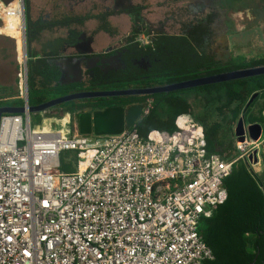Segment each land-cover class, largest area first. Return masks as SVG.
<instances>
[{"label": "built area", "instance_id": "1", "mask_svg": "<svg viewBox=\"0 0 264 264\" xmlns=\"http://www.w3.org/2000/svg\"><path fill=\"white\" fill-rule=\"evenodd\" d=\"M151 41L147 34L137 40L141 47ZM24 93V114L0 116V264L214 260L199 226L226 202L234 165L256 160L261 139L246 131L236 157L209 156L191 114L178 118L174 133L153 131L147 139L135 126L85 137L70 113L33 125ZM66 152L78 154L74 173L62 171Z\"/></svg>", "mask_w": 264, "mask_h": 264}, {"label": "trees", "instance_id": "2", "mask_svg": "<svg viewBox=\"0 0 264 264\" xmlns=\"http://www.w3.org/2000/svg\"><path fill=\"white\" fill-rule=\"evenodd\" d=\"M1 1L8 8L15 2ZM50 3L54 5L53 15L35 19L32 0H25L30 107L47 103L57 96L97 92L106 87L135 88L142 85L139 88H152L264 66V55L251 59L236 56L226 62L217 61L203 50L205 41L202 35L210 33V27L204 25L197 26L196 31L188 36H153L140 25V12L136 11L132 30L123 43L126 44L127 57H149L152 68L146 71L130 66L126 71L109 75L97 70L83 83L62 85L60 70L52 63L61 57L58 48L73 43L92 17L69 15L66 0L57 3L50 0ZM13 13L16 12H9ZM110 16L103 14L96 18L103 20L102 29L112 32L108 25ZM2 25L4 23L0 20V29ZM7 29L15 34L11 27ZM63 31L69 33L67 39L58 38ZM142 34L152 36L151 46H140L137 40ZM19 41L22 43V37ZM24 67V64L18 66L17 76L14 72L4 73V78L9 76V81L14 83L9 88H0L6 92V97L0 99V108L24 107V98L9 104L11 97L7 96L20 97L24 92ZM256 94H259L258 98L249 105ZM149 102H152L149 114L135 126L141 137L147 139L153 131L174 133L178 128V118L191 114L202 126L208 155H219L225 160L238 155L236 128L241 119L246 126L261 125L264 130V75L152 96L82 100L53 110L60 107L59 110L70 113L80 134L85 137L117 135L128 130L125 119L128 110L137 105L147 106ZM46 117L53 116L32 114L33 125H41ZM100 118L104 123L98 122ZM107 122L110 123L105 130L103 126L106 127ZM77 160L75 152L62 154V171L74 173L73 164ZM260 171V168H252L247 160L234 165L232 175L224 182L228 192L226 202L218 206L211 218L203 219L199 226L201 236L214 254V260L204 264H264V173Z\"/></svg>", "mask_w": 264, "mask_h": 264}, {"label": "flooded vegetation", "instance_id": "3", "mask_svg": "<svg viewBox=\"0 0 264 264\" xmlns=\"http://www.w3.org/2000/svg\"><path fill=\"white\" fill-rule=\"evenodd\" d=\"M56 3L59 0H53ZM114 1V2H112ZM185 1L183 5H180ZM221 0H66V8L69 15H83L92 17L89 22H94L101 25L99 32L111 36H118L117 43L103 46V54L91 55L89 57L75 58L74 44L68 43L58 48L59 59L57 60L60 65L61 73L60 83L63 85L79 84L87 81L95 75L98 70L104 75L126 71L130 66L138 67L148 71L152 68V60L149 57H127L126 44L123 43L124 39L129 36L133 27V18L135 12H140V25L148 30L153 36L171 35L166 31L155 30L154 24L160 23L163 26L171 27L173 25L181 26L182 33L178 35L188 36L196 31L197 26L204 25L210 27V33L202 35L205 41L204 51L212 55L217 61H220L218 52L219 45L218 33L216 26L219 24L220 19L225 18V13L222 11L220 5ZM116 3V4H115ZM182 9V12L177 8ZM85 12L84 13V11ZM84 13V14H82ZM110 14L108 25L111 26L112 32L102 29L104 22L96 17ZM94 17V18H93ZM130 18L131 27L127 25L117 26L115 20H123L122 18ZM88 22V23H89ZM114 30V31H113ZM129 31V32H127ZM67 36H69V33ZM113 33V34H112ZM124 33H127L124 36ZM64 34V33H62ZM86 36L87 33L82 30L81 34L75 41ZM197 33L196 37H198ZM95 36V35H93ZM152 39V36L149 35ZM59 38V37H58ZM68 38V37H67ZM153 41V40H152ZM151 41V46L153 42ZM77 64L82 70V75L78 73Z\"/></svg>", "mask_w": 264, "mask_h": 264}, {"label": "rangeland", "instance_id": "4", "mask_svg": "<svg viewBox=\"0 0 264 264\" xmlns=\"http://www.w3.org/2000/svg\"><path fill=\"white\" fill-rule=\"evenodd\" d=\"M41 0H32L34 7V17L38 19L39 11L37 4ZM185 1H182L180 5H183ZM221 10L228 11L225 13V18L219 20V24L216 26L218 33V52L220 61L226 62L236 56H243L249 59L260 57L264 55V0H221ZM37 8V9H35ZM14 10L13 14H9L10 11ZM178 11L182 12V9L177 8ZM87 12L86 9L84 13ZM82 13V14H84ZM69 14V13H68ZM0 20L4 23L0 29V88H9L13 81H9L10 77L4 78V73L14 72L17 76L18 66L25 63L23 55V46L20 43L19 38L22 37L23 33V20L22 18V3L21 0H15L12 8H8L4 2L0 0ZM7 27H11L15 30V34H11ZM166 31L169 34L178 35L182 33L183 28L181 26L173 25L171 27L163 26L160 23L154 24V29ZM62 33H65L64 31ZM141 86H114L106 87L98 92L105 91H121L129 89H141ZM6 92L0 89V99L5 96ZM72 95V94H70ZM11 97L9 104L23 99L25 93L23 92L20 97L10 94ZM68 96V95H67ZM61 98L60 96L54 97L53 100ZM52 101V100H51ZM12 107V106H6ZM60 109V107H59ZM53 110L52 114L60 117L64 110ZM264 117V112H263ZM103 118L98 119L101 122ZM245 124V123H244ZM246 126V125H245ZM248 127V126H247ZM58 127L57 129H60ZM95 137H105L106 135H93ZM261 145L256 150V160L253 161V157L249 162L252 168H260L261 173H264V131L261 138ZM252 152V150H251ZM257 163V164H255ZM255 165V166H254ZM260 173V174H261Z\"/></svg>", "mask_w": 264, "mask_h": 264}, {"label": "water", "instance_id": "5", "mask_svg": "<svg viewBox=\"0 0 264 264\" xmlns=\"http://www.w3.org/2000/svg\"><path fill=\"white\" fill-rule=\"evenodd\" d=\"M15 3V2H14ZM13 3V4H14ZM22 3V12L24 15V38H23V55L25 58V67H27V39H26V20H25V0H21ZM13 4L10 8H12ZM54 65L60 68L59 62L54 60L52 62ZM24 67V68H25ZM81 66L77 64L78 73L82 75ZM61 69V68H60ZM61 73L63 71L61 70ZM264 75V66L257 67V68H249L243 70H237L233 72H228L216 76L211 77H202L194 80H188L177 84L172 85H164V86H156L152 88H144V89H129V90H121V91H105V92H80L75 93L72 95L64 96L47 103L41 104L39 106L30 107L29 112L31 114H44L51 112L58 106L65 105L68 103L82 101V100H93V99H110V98H117V97H130V96H152L161 93H170L179 90L185 89H192L201 86H207L217 83L241 80L246 78H252L256 76H263ZM62 84V83H60ZM63 85V84H62ZM26 94L27 99L29 101V91H28V79L25 82ZM259 94H256L250 101L249 105H251L257 98ZM144 105H137L130 108L126 115V122L127 128L131 129L136 126L140 121H142L145 117L144 114ZM25 106L24 107H2L0 108V116L4 114H11V115H20L25 113ZM248 132L251 139L254 141H259L263 136V127L261 125H253V126H245L244 120L241 119L237 128H236V136L240 142H243L244 135Z\"/></svg>", "mask_w": 264, "mask_h": 264}, {"label": "crops", "instance_id": "6", "mask_svg": "<svg viewBox=\"0 0 264 264\" xmlns=\"http://www.w3.org/2000/svg\"><path fill=\"white\" fill-rule=\"evenodd\" d=\"M112 2H114V1H112ZM37 8H38L37 11H39L38 18L43 17L46 14H48L47 17H51V15H53L52 12L54 11V5L52 3H50V0H41L40 3L37 4ZM37 8H35V9H37ZM122 19H123L122 21L121 20H118V21L115 20V24H117V26H120V27H121V25H124V26L127 25V26H129L128 29H130V27H131L130 18L125 17ZM100 26L101 25L96 24L94 22H89L86 24L85 31H86L87 35L86 36L84 35L83 38H81L77 41L74 40L72 43V44H74L75 52L73 54H76L75 58L89 57L91 55L103 54V50H104L102 48L103 46H108L109 44H114V43H117L118 41H120L118 39V36H115V35L111 36V35H107L105 33H101L99 36H96V34L99 32ZM127 32H129V31H127ZM93 35H95V36H93ZM126 35H127V33H124V36H126ZM52 37H55V36H52ZM58 37H60L62 39H67L68 36H67V33H64ZM48 114L52 115L53 118H56V119L59 118L58 116H56L55 114H52L51 112ZM63 114H66V112H64ZM73 122L75 124H77L74 120H73ZM102 123H104V122H102ZM108 123H110V122H107L106 127H105V125L103 126L105 130L108 129V127H107Z\"/></svg>", "mask_w": 264, "mask_h": 264}, {"label": "bare ground", "instance_id": "7", "mask_svg": "<svg viewBox=\"0 0 264 264\" xmlns=\"http://www.w3.org/2000/svg\"><path fill=\"white\" fill-rule=\"evenodd\" d=\"M22 18H23V12H22ZM23 38H24V20H23L22 46H23Z\"/></svg>", "mask_w": 264, "mask_h": 264}]
</instances>
